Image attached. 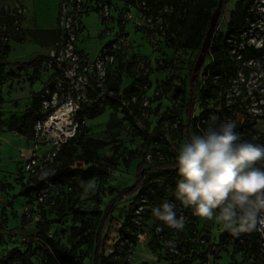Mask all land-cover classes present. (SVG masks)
Segmentation results:
<instances>
[{"label":"rangeland","instance_id":"374dc122","mask_svg":"<svg viewBox=\"0 0 264 264\" xmlns=\"http://www.w3.org/2000/svg\"><path fill=\"white\" fill-rule=\"evenodd\" d=\"M60 1L0 0V27L6 23V33H10L5 42L0 41V256L2 251L8 250L4 247L7 244H16L21 252L26 250L19 241L28 240L32 235H19V239H16L13 233L20 225L22 214L30 219V224L43 218L49 225V235L69 247L71 227L74 225L69 206L74 204L86 213L96 207L104 208L117 191L135 182L136 165L145 156V177L155 187L153 186V193L143 204V209L148 212L145 216L141 215L139 224L134 222L140 239L127 250L130 264L140 261L149 264H262L248 255L242 238L238 243L229 239L224 247L219 245L218 235L223 230L222 227L214 221L195 216L191 208L183 207L175 199L177 180H170V167L163 166L176 159L180 144L191 132L185 127L186 118L183 112L178 113L174 119L170 117L179 108L176 98L178 88L188 89L190 71L199 52L181 51L170 41L175 34L173 20L186 0H112L110 21L101 20L100 15L94 11L82 17L85 32L77 39V47L81 46L83 51L80 50L86 54L89 62L103 46L123 37L124 42H121L116 61L109 68L107 80L118 76L120 81H116V84L121 90L133 78L138 79L136 87L127 92V95L138 100L135 107V127L123 119V112L119 107L115 111L119 121L109 127L107 121L114 109L107 103L102 114L92 119L84 118L85 128L82 129V135H76L60 145L55 144L53 139L42 138L40 132L35 134L34 126L32 138L10 133L12 131L9 128L30 105L31 98L46 85L51 83L55 91L53 109L64 102H71V109L74 110L83 96L85 97L87 84L94 80L91 71L84 78L76 68L61 73L46 62L40 63L34 70L17 69L11 65L38 55L50 56L56 47ZM236 1L223 0V14L218 17L213 32L215 35L225 31L228 12L233 9ZM17 6L23 9L20 31L11 33L10 16ZM240 33L241 43L242 38L248 36L249 44L257 47L264 44V0L258 2L247 28H242ZM5 45H8L9 51L3 54L2 48ZM208 62L209 57L205 55L197 74V93L204 80L202 69ZM169 82H172V86L167 90ZM42 94L46 95L44 91ZM101 96L103 92L98 95ZM206 108L208 113L205 116L208 119L213 115L219 117L218 122L231 119L236 122V130L247 120V135L255 136L264 132V59L250 58L239 62L237 74L229 77L225 85H219L217 95L208 100ZM202 110L197 100L194 115L200 116ZM74 112H70L71 118ZM146 124L147 133L152 131L153 134L161 135L159 143L154 142L153 137L143 138L135 134V128L144 131ZM86 138H94L102 144L88 145V151L84 153L83 144ZM129 150H136L138 157L131 161L129 167H125L121 158L127 156ZM52 152L56 154L49 161ZM88 153L92 155L90 160L87 158ZM35 154L40 155L46 164L27 174L24 166L28 158ZM147 154H150L149 158L146 157ZM90 165L105 169L106 174L95 175L76 188L70 179L66 185L60 186L58 193L47 190L42 202H34V193L27 195L22 202L20 191L33 178L40 179L45 172L56 167L68 166L85 170ZM257 166L264 167V162ZM89 182H94L96 186L88 189ZM136 200L137 197L132 194L115 202L102 230L103 253L113 250L128 208ZM166 200L176 205L177 217L180 212L185 217L184 230L180 233L176 231L182 250L174 257L167 253L164 242L160 244L153 241L156 246L154 250L148 247L151 235L158 233L155 226L161 222L153 215L152 208ZM1 214L6 216V221H3ZM32 251L34 253L31 255ZM78 253L83 264H93L92 251H87L86 244L78 249ZM26 255L31 264H42L44 259L43 249L38 248V243H32Z\"/></svg>","mask_w":264,"mask_h":264},{"label":"trees","instance_id":"16d2710c","mask_svg":"<svg viewBox=\"0 0 264 264\" xmlns=\"http://www.w3.org/2000/svg\"><path fill=\"white\" fill-rule=\"evenodd\" d=\"M217 1L218 0H186V2L181 5L182 8L180 13L175 16L173 20L175 27L174 38H170L171 44L176 49L181 51H199L208 27L209 19L216 8ZM259 1L260 0H237L233 9L228 12L225 31L219 32L216 35L214 33L212 34L210 45L206 53L209 57V62L202 69L204 80L198 93L197 85L199 79L198 76H193L192 70L190 71L188 89L186 90L184 87L178 88L176 98L178 100L177 104L179 108L175 113H172L170 117L174 119L178 113L183 112L186 118L185 127L189 128L191 131L190 134L200 133L207 127L206 122L209 119L206 118L205 115L208 113L206 108L208 100L217 95L220 84L224 83L225 85L229 77L237 74L239 62L250 58L264 59V44L259 47L254 44H249L247 42L248 36L242 38V43L240 39V31L242 28H247V23L252 19ZM221 14H223V1L220 9V15ZM57 36L58 30H56V37ZM234 48H237V51H234L231 54V51H233ZM8 51V45L3 46V54L8 53ZM79 52L82 54L83 58L87 57L81 50H79ZM50 60L51 58L48 55H38L28 61L15 62L11 65L17 69L34 68L42 62H49ZM110 79L105 82V86L107 84V93L103 96L104 100H102V97H98L102 88L96 85V80H93L87 87L85 92L86 99L79 103L74 114V119L78 126L76 131L77 134L73 137H76V135H82V129L85 128L83 123L84 118L92 119L102 114L107 103L114 109V112L109 115L107 121L109 127L119 121L115 114L118 107L120 108V111L123 112V119L127 120L133 127H135L134 117L137 113L135 107L138 100L136 98L135 100H132V96L127 95V92L136 87L138 79L133 78L129 85L121 90H119L118 84H116V81H120V78L116 76L115 79ZM171 86L172 82H169L167 90H169ZM49 88L50 91H52L53 85L50 84ZM43 90L44 88L31 98L30 105L23 110L9 130L26 138L33 137V126L36 119L44 116L40 113L41 95ZM197 100H199L203 108L200 116L194 115ZM123 101L125 104H123ZM224 108L226 109V107ZM147 127L148 124H146L144 131L135 128V134L141 135L143 138L153 137L154 142L159 143V140L162 139L161 135H158L157 133L153 134L152 131L147 133ZM247 127H249V122L246 120L236 130L241 134L242 139L264 145V132L257 133L255 136L247 135ZM93 144L101 145L102 143L94 138H86L85 143L83 144V152L87 153V146ZM137 157L136 150H129L127 156L122 157L121 160L125 167H129L131 161ZM154 157L162 158V156L158 157V155H154ZM87 158L88 160L92 159V155L88 153ZM109 159L112 158L110 157ZM146 164L145 156H143L136 165L135 182L128 187L117 191L109 199L104 208L96 207L86 213L78 209L74 204L69 206L71 221L74 224L71 227L69 247H66L63 243L49 235V225L41 218V220L35 222L37 232L28 240L24 239L19 241V244L26 247V250L21 252L18 246L8 249L2 256H0V264H31L26 252L30 250L32 243H38V248L43 249L44 259L42 264H83L78 249L85 244L87 245V251H92L93 264H130L127 250L132 243L140 239L137 230H135L134 221L132 220L134 210L140 203V195L145 194L147 200L150 194L153 193L155 187V185H153L154 187L150 185L149 178L145 177L144 167ZM175 165L176 159L163 165L164 167H170L168 170L170 180H178L180 178ZM105 174V169L95 165H90L85 170L68 166L56 167L54 170L45 172L42 178H33L31 182L26 183L22 187L20 195L27 196L30 193H34V196L36 197L42 187L49 186V184L51 186H64L70 179L74 188H76L81 182L89 180L95 175L104 176ZM51 186H49V189H51ZM132 194L137 197V200L132 202L128 208L125 219L120 226L119 237L114 244L113 250L105 254L102 252V230L105 222L108 216L112 213L115 202ZM147 212L148 210L142 209L140 213L141 220V215L145 216ZM1 215L3 221H6V216L4 214ZM29 221L30 219L26 218L25 214L21 215V225H25ZM157 226H161V230L157 234L151 235L150 240L152 242L149 240L148 247L151 250H154L156 249V246L153 245V241L160 244L164 242L167 246V253L173 257L177 256L176 254L180 253L182 248L180 246L181 243L177 238L176 230L169 228L162 221ZM157 226H155V228ZM257 236L256 232L236 236L222 230L218 235V242L219 245L224 247L229 239H234L235 242L238 243L239 239L242 238L247 247V253L252 260L260 261L264 264V252L260 250ZM1 237L2 234L0 232V238ZM33 253V251L30 252L31 255ZM134 264L149 263L146 261H140ZM178 264L185 263L179 262Z\"/></svg>","mask_w":264,"mask_h":264},{"label":"clouds","instance_id":"9594fccd","mask_svg":"<svg viewBox=\"0 0 264 264\" xmlns=\"http://www.w3.org/2000/svg\"><path fill=\"white\" fill-rule=\"evenodd\" d=\"M218 121L211 116L205 129L180 144L175 199L232 235L264 234V167L257 166L264 162V145L243 140L235 121ZM152 213L177 232L185 228V217H177L172 202L153 207Z\"/></svg>","mask_w":264,"mask_h":264},{"label":"built area","instance_id":"2783aa9c","mask_svg":"<svg viewBox=\"0 0 264 264\" xmlns=\"http://www.w3.org/2000/svg\"><path fill=\"white\" fill-rule=\"evenodd\" d=\"M97 9L100 15L101 20L107 22L110 21L112 16V5L111 0H61L59 3L58 16H57V30L58 36L56 41V47L51 51L50 58L51 60L48 63L50 66L54 67L57 71L61 73H65L66 70H74L78 69L81 75L85 77L88 71H91L94 75V80H96V85L100 86L101 92H103V96L107 93L105 88V82L107 80L109 74V68L112 67L114 62L116 61V56L121 48V42H124L123 37L116 38L113 40L108 46H103L96 57L89 62L88 58H83L82 54L79 52V48L77 47V39L85 32V27L82 22V17L88 12ZM23 15V9L18 7L10 16L11 22V33H18L20 31V22L21 16ZM0 41L5 42L8 38L9 32L6 33L8 27L6 23H3L0 27ZM51 84V83H50ZM44 87V94L41 95V106L40 113L44 115L43 117H39L35 121L34 129L35 134L40 132L42 138L53 139L55 144H62L66 142L68 139L73 137L77 131V122L74 119V116L70 117V112L76 111L79 103L76 105L77 108L74 110L71 109L72 103L64 102L60 104L56 109H53V101L55 99V91L54 89L50 91L49 85ZM90 83L87 84V87ZM87 90V89H86ZM54 94V95H53ZM103 96L102 99H103ZM86 97L83 96L81 102L85 100ZM132 100H135L132 97ZM67 104L69 106L68 113V123L61 128H57L54 123H52L51 119L53 115L61 108V105ZM123 104L125 102L123 101ZM75 114V112H74ZM50 122L52 124H50ZM51 128L52 130H49ZM56 152H52L49 155V161H52ZM147 158L150 157V154L146 155ZM40 155H33L28 158L24 171L29 174L34 172L36 169H41L45 166L46 162L41 160ZM49 186H51L49 184ZM49 186H44L39 190V193L34 199V202H42L45 200L46 191L50 190ZM61 185L51 186V190H55L58 193ZM70 190L71 187H68ZM140 203L137 208L134 210V216L132 220L139 224L140 213L143 209V204L146 201V195H140ZM182 214L180 212L179 216ZM183 215V214H182ZM178 216V217H179ZM156 229L158 232L161 230V226H157ZM257 233V241L260 247V250L264 252V234ZM203 264H206L203 262Z\"/></svg>","mask_w":264,"mask_h":264},{"label":"water","instance_id":"95a60500","mask_svg":"<svg viewBox=\"0 0 264 264\" xmlns=\"http://www.w3.org/2000/svg\"><path fill=\"white\" fill-rule=\"evenodd\" d=\"M222 1L223 0L217 1L216 8L212 12V15L209 19L208 27H207V30L205 32L204 38L202 40L197 58L193 64L192 72H193V76H195V77L197 76L198 71L200 70V68L203 64L204 59H205V55L208 51L210 41H211V37H212L213 31H214V28L216 26L218 17L220 15V9H221V5H222Z\"/></svg>","mask_w":264,"mask_h":264},{"label":"crops","instance_id":"0c3cea01","mask_svg":"<svg viewBox=\"0 0 264 264\" xmlns=\"http://www.w3.org/2000/svg\"><path fill=\"white\" fill-rule=\"evenodd\" d=\"M97 12L98 13V11H97V9H94V10H92V11H90V12ZM90 12H88L87 14H89ZM99 14V13H98ZM79 49H81L82 51H83V49L81 48V46L79 47ZM28 60H30V59H28ZM27 60V61H28ZM37 67V66H36ZM36 67H34V68H25L24 70H34ZM8 132H10V131H8ZM11 134H17L16 132H14V131H12V132H10ZM17 135H19V134H17ZM21 137H23V138H26V137H24V136H22V135H20ZM22 196V195H21ZM26 200V196H22V202H24ZM41 219V218H40ZM43 219V218H42ZM44 221V220H43ZM30 222V221H29ZM28 222V223H29ZM36 222V221H35ZM35 222L33 223V224H25V225H21L20 223V225H19V227L18 228H15L14 229V231H13V233L15 234V236H16V239H19L18 237H19V235H34L36 232H37V229H36V227H35ZM102 238H103V233H102ZM16 244H11L10 246H9V244H7V246H4V247H6L7 249H10V248H12V247H16L15 246ZM6 252V251H5ZM5 252H3L2 251V253H1V255H3ZM111 252V251H110ZM106 254V253H105Z\"/></svg>","mask_w":264,"mask_h":264},{"label":"bare ground","instance_id":"6f19581e","mask_svg":"<svg viewBox=\"0 0 264 264\" xmlns=\"http://www.w3.org/2000/svg\"><path fill=\"white\" fill-rule=\"evenodd\" d=\"M70 109L67 104L61 105V108L56 111V113L53 115L51 121L56 125L57 128H61L64 125L68 123V113ZM50 122V124H52Z\"/></svg>","mask_w":264,"mask_h":264}]
</instances>
